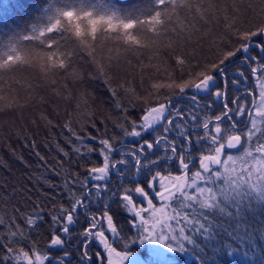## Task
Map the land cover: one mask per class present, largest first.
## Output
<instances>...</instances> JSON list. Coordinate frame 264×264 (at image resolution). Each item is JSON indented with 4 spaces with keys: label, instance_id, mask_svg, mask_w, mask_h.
Here are the masks:
<instances>
[{
    "label": "trees",
    "instance_id": "16d2710c",
    "mask_svg": "<svg viewBox=\"0 0 264 264\" xmlns=\"http://www.w3.org/2000/svg\"><path fill=\"white\" fill-rule=\"evenodd\" d=\"M69 11L130 24L100 20L90 34L91 18L76 29L64 22ZM155 15L157 25L136 31ZM53 20L57 27L31 36ZM263 26L264 0H0V84L30 96L23 117L0 121V264H35L54 252L55 227L87 201L89 168L139 122L140 93L164 66L198 78L201 58L213 70ZM9 51L24 60L5 63ZM40 57L42 72L32 62ZM223 173L200 184L211 196L179 203L176 219L156 215L155 237L165 232L181 244L176 264H264V193Z\"/></svg>",
    "mask_w": 264,
    "mask_h": 264
},
{
    "label": "flooded vegetation",
    "instance_id": "af4514ba",
    "mask_svg": "<svg viewBox=\"0 0 264 264\" xmlns=\"http://www.w3.org/2000/svg\"><path fill=\"white\" fill-rule=\"evenodd\" d=\"M203 76L140 107L135 127L89 168L87 201L55 227L54 252L35 264H155L160 208L175 212L219 171L233 176L237 153L264 154V28Z\"/></svg>",
    "mask_w": 264,
    "mask_h": 264
},
{
    "label": "rangeland",
    "instance_id": "374dc122",
    "mask_svg": "<svg viewBox=\"0 0 264 264\" xmlns=\"http://www.w3.org/2000/svg\"><path fill=\"white\" fill-rule=\"evenodd\" d=\"M171 2V6L174 3V0H168ZM94 6V11H96V9H103V7H96V5L92 4ZM87 12V11H86ZM100 12V11H99ZM103 11H101L102 13ZM72 13H76L75 11H69L66 14L67 17V22L66 20L64 21L65 23L69 24V23H75L73 26L76 29H79L81 27V24L84 23V27L89 23L88 19L91 18V26L89 25V29L88 32H90V34H92L94 31H96V29L100 26L99 21L103 20L105 22L104 26L105 27H113V28H125L127 27L128 24H130L128 21H124V22H119L120 20H122L121 18H119V15L116 16L114 15V17H111V15L109 13H97V14H93L92 11L88 12L87 14H85V12L80 11L78 14L80 15H74L71 16L70 14ZM117 19V20H116ZM148 20V19H147ZM130 21V20H129ZM140 21L142 22L143 19H140ZM151 26L152 24H156L159 23V20L157 18V16L155 15L153 18H151L150 20H148L147 22L141 23L139 24L138 22H136L135 24H133L136 28V31L140 29V26L146 25L148 24ZM55 27H57V22L56 20H53V23L50 22L49 24H44V25H40L35 27L32 32H31V36L35 37H40L44 32H46L47 30H51L54 29ZM83 27V28H84ZM264 28V26H263ZM91 29V30H90ZM239 33H243V35L246 33V30H239ZM36 34V35H33ZM249 39L248 37L246 38L245 36V41L243 42V44L238 45L237 43V49L243 50L244 48H246V42ZM6 53V52H5ZM6 59L5 63H9L11 61H15V60H24L22 57H20V55H17V52L15 51H9L6 53ZM77 57H79V53L76 54ZM42 57L40 58H33L32 62L33 64L36 66V68L39 69V71H43L46 68H44L41 65V61ZM210 63V58L204 57L201 58L199 60V63L196 64V74L199 77H202L203 75L207 74L208 72H210V69L208 67ZM163 67V66H162ZM198 77V78H199ZM206 76H203L202 78H204ZM193 74L190 75L188 72H181L177 74V72L175 71H170V68L166 65L164 66V75L157 77L156 79H154L151 84L153 85V88L149 91L146 92H141L140 93V106L139 107H148L152 100L154 99H158L160 98V91H165V94H175L178 93L180 91L181 88H183L186 85L191 84L193 86V84H195L197 81L196 78H194ZM199 82V81H198ZM159 86H163L160 87ZM38 89L35 90V94H39L41 88L36 86ZM162 88V89H161ZM28 90V89H27ZM29 91V90H28ZM29 95L25 94V91L23 89H21L20 87H15V88H10V87H4L3 85L0 84V121H2V123H8L10 122L11 117L15 118V117H23V111H19V108H23V106H28L30 103V99H29ZM56 100V99H55ZM58 106L61 108L63 106L62 103H60V101L58 102ZM259 111V110H258ZM16 112H20V113H16ZM262 112H264V109L262 110ZM22 113V115H21ZM13 114V115H12ZM12 115V116H11ZM19 115V116H17ZM12 118V119H13ZM9 120V121H8ZM253 136L252 134L248 135V138H251ZM252 152H250V154L248 155L247 159H245L243 157L244 151L243 152H239L234 156V162L232 165V170H234V176L238 175V177H236L235 179L242 180L244 182H242L243 184H245L246 186H248L249 188H251L253 191H258L261 193H264V154H251ZM264 153V152H263ZM225 169V167H224ZM222 169V170H224ZM191 186L196 187V188H191L190 193H192L191 195H187L185 198L187 197H191L193 198L194 196H197L199 198H207V196H211L212 192L208 191V188L205 187L204 185H200V184H192ZM201 200V199H200ZM163 205V204H162ZM161 210H163V212H160L161 215L160 217H162L163 215H165V217H167L168 215H170V213L172 214V219H176V212H171L167 213L166 207L160 208ZM166 228V227H164ZM177 239L173 238L172 241L167 240L166 238V233L165 232H161L158 236L154 237V254L157 255L155 256L154 260H155V264H176V258H175V253H176V248H181V244L180 242L176 241ZM114 261V259H112ZM114 263V262H112ZM115 264V263H114ZM138 264V263H137Z\"/></svg>",
    "mask_w": 264,
    "mask_h": 264
}]
</instances>
